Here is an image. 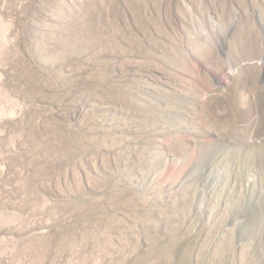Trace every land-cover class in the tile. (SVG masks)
Instances as JSON below:
<instances>
[{
  "label": "rangeland",
  "instance_id": "obj_1",
  "mask_svg": "<svg viewBox=\"0 0 264 264\" xmlns=\"http://www.w3.org/2000/svg\"><path fill=\"white\" fill-rule=\"evenodd\" d=\"M0 264H264V0H0Z\"/></svg>",
  "mask_w": 264,
  "mask_h": 264
}]
</instances>
